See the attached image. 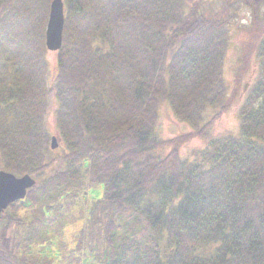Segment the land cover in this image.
Returning a JSON list of instances; mask_svg holds the SVG:
<instances>
[{"label": "trees", "instance_id": "trees-1", "mask_svg": "<svg viewBox=\"0 0 264 264\" xmlns=\"http://www.w3.org/2000/svg\"><path fill=\"white\" fill-rule=\"evenodd\" d=\"M63 1L51 80L53 0H0V170L36 182L0 217V264H264V40L240 133L184 160L234 101V6L220 17L213 0ZM234 1L254 20L264 3ZM54 102L62 155L46 125ZM162 102L191 133L160 139Z\"/></svg>", "mask_w": 264, "mask_h": 264}, {"label": "rangeland", "instance_id": "rangeland-1", "mask_svg": "<svg viewBox=\"0 0 264 264\" xmlns=\"http://www.w3.org/2000/svg\"><path fill=\"white\" fill-rule=\"evenodd\" d=\"M215 4L222 1L221 8L218 11V16L222 17L227 13L228 6L233 5L235 9V16L228 25L230 47L226 55L224 66L225 84L227 87V98H234L231 107L217 118L211 125V128L204 134V136H194L186 144H183L180 149V156L184 160L192 159L197 153L204 150L210 143V140L224 135H238L240 133V108L244 98L250 89L253 81L258 73L257 48L264 40V3L260 6L257 20H254L253 9L245 6L242 3L234 0H213ZM214 6V4H213ZM211 14L213 13L210 12ZM230 13V12H229ZM251 50L247 58L246 50ZM47 54L49 64L50 79L54 80L57 72V53L50 52ZM245 65L248 69H245ZM247 71V72H245ZM245 72V73H244ZM53 107L48 109L46 125L51 136H57V144L59 150L56 152L61 154L67 149L64 143L57 135L56 121H55V102ZM211 114L212 112H208ZM156 131L159 137L164 142L177 139L191 133V127L175 117L170 105L162 102L159 108V119L156 125ZM172 150L171 146L165 145L162 149L157 150L162 156H167ZM55 154V153H54ZM62 155V154H61ZM1 166V163H0ZM1 168V167H0ZM57 168L49 170V174L55 173ZM22 168H12L10 172L15 175L16 171H22ZM4 171V170H0ZM7 172V171H5ZM17 177L18 173H16ZM36 178V177H35ZM89 191V190H88ZM86 192V194L88 193ZM85 194V196H87ZM101 189L98 188L92 193L90 197L100 198L102 196ZM29 207L26 209V211ZM25 211H21L23 213ZM57 240V238H56ZM60 241V239H58Z\"/></svg>", "mask_w": 264, "mask_h": 264}, {"label": "water", "instance_id": "water-1", "mask_svg": "<svg viewBox=\"0 0 264 264\" xmlns=\"http://www.w3.org/2000/svg\"><path fill=\"white\" fill-rule=\"evenodd\" d=\"M65 26V4L63 0H53L46 28V47L50 52H58L63 45V31ZM52 139V149L58 144ZM35 180L30 175L16 177L14 174L0 171V217L7 208L26 198L28 190L34 187Z\"/></svg>", "mask_w": 264, "mask_h": 264}]
</instances>
